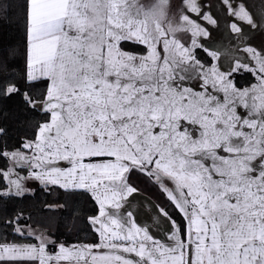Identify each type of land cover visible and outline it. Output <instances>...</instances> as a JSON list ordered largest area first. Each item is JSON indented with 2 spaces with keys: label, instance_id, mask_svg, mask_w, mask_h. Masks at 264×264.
Masks as SVG:
<instances>
[{
  "label": "snow or ice",
  "instance_id": "snow-or-ice-1",
  "mask_svg": "<svg viewBox=\"0 0 264 264\" xmlns=\"http://www.w3.org/2000/svg\"><path fill=\"white\" fill-rule=\"evenodd\" d=\"M253 2L249 10L243 0L235 7L224 0L241 41V22L264 32V0ZM166 3L16 5L23 9L26 67L21 80L3 75L10 50H0V101L18 98L23 113L42 119L33 124L29 116L32 134L19 148H0L12 163L0 168L6 185L0 196L24 195L27 180L86 192L98 205L89 226L99 242L59 244L49 254L45 249L56 242L21 227L16 217L6 225L13 241L37 243L0 236V264H264V50L246 47L250 60L243 62L225 54L223 72L211 61L206 66L195 49L215 61L221 51L198 43L207 29L188 15L183 24L165 23ZM12 6L0 4V14ZM187 9L200 15L196 0H187ZM202 19L216 24L210 15ZM180 31L191 32L189 46L176 38ZM122 42L145 46L146 54L124 51ZM245 71L258 84L237 88L233 74ZM192 80L200 81L199 91ZM238 107L247 115H238ZM133 171L154 180L181 216L177 224L154 206L170 226L168 243L138 226L128 208L123 216L115 211L138 191L129 183Z\"/></svg>",
  "mask_w": 264,
  "mask_h": 264
},
{
  "label": "trees",
  "instance_id": "trees-1",
  "mask_svg": "<svg viewBox=\"0 0 264 264\" xmlns=\"http://www.w3.org/2000/svg\"><path fill=\"white\" fill-rule=\"evenodd\" d=\"M23 0H0V4L13 6L0 14V50L9 49L8 62L11 65L3 75L21 80L26 67L27 41L25 36L23 9L16 7ZM122 47L128 50L143 51L142 45H131L123 42ZM196 54L202 62L212 63V58L201 48ZM233 80L237 87L250 86L256 79L249 72L234 73ZM29 116L34 124L41 120L40 115L23 113L19 108V99L0 101V128L4 134L0 135V148L13 151L19 148L22 140L31 137L32 130L28 126ZM9 160L0 157V168L7 169ZM129 182L138 190L153 198L177 224H182L180 214L173 207L167 195L161 188L145 174L133 171L129 175ZM5 183L0 180V191L5 189ZM98 205L90 194L83 191H69L59 186H38L33 192L22 196H0V236L13 241L11 228L6 225L10 221L21 227L30 226L49 234L56 242L64 244H96L99 242L96 234L89 226V217L97 214ZM34 238H27L13 242H31Z\"/></svg>",
  "mask_w": 264,
  "mask_h": 264
},
{
  "label": "rangeland",
  "instance_id": "rangeland-1",
  "mask_svg": "<svg viewBox=\"0 0 264 264\" xmlns=\"http://www.w3.org/2000/svg\"><path fill=\"white\" fill-rule=\"evenodd\" d=\"M157 2L158 0H137L138 5H143L145 8L151 7ZM230 2L233 5V7H235L238 3L242 2V0H230ZM243 2L245 4V7H247L249 10L254 9L253 0H243ZM196 4L200 8L199 16L197 15V13L191 12L190 10L187 9V0H167L165 6V13L167 19L165 23L167 22V20H170L173 23V25L183 24V21L181 20V16L188 15L191 20L201 24L202 27L206 28L208 35L198 36L196 37V39L198 43L202 44L204 48L209 49V51H214V50L221 51L222 53L221 60L220 61L212 60V64H215L217 67H220V71L223 72L229 67V63L224 60L225 54L229 55L231 58L232 54L234 53V58H237L243 62L246 60H250V54L244 51L246 47L255 48L258 53H261L262 50H264V32L260 31L259 29H252L250 28V26L241 22L242 32L245 33V38L242 41L240 40L238 34L233 33L231 31L230 25L232 22H234L235 18L232 15H230L229 7L227 4L224 3V0H196ZM204 15H210L214 20H216V24L211 25L207 21H204L202 19V16ZM175 35L176 38L179 39L182 43H185L186 46H189L191 39H193L190 31H180L177 32ZM130 43L131 45L134 44L133 42ZM237 47H239L240 49L239 52L235 51ZM144 48L145 49L143 51L142 50L139 51L136 49L128 50L122 47L124 51L137 55L146 54V47L144 46ZM196 50L197 48L195 49V54H196ZM158 51H160L161 56L164 55L163 51L159 47H158ZM196 58L200 60L197 54H196ZM252 63H255V61H252ZM205 65L208 66V64L206 63ZM199 83H200L199 80H192L189 82L190 86L195 87L197 91L200 90L198 87ZM255 84H258L257 80L250 86H245L240 89L250 88L252 85ZM219 95L222 96L223 94L220 93ZM247 112L248 110L244 109L243 107L237 108V114L242 117L246 116ZM11 167H12V163H11ZM16 171H19L21 176L27 175L26 170L16 169ZM152 181L155 182L154 180ZM37 182H35L34 180L25 181L23 185L26 187V189H28V191L25 192H31L35 190L38 186H44L40 182L38 183ZM131 185L136 188L134 184ZM138 193L145 195L147 197L148 202L146 201L145 203V201L139 199L138 197L140 196ZM124 203L127 205L128 210L133 212V216L135 217V222L138 226L146 227L148 230V234L151 235L154 239L159 240L161 243L169 242L167 240V237L170 235L169 224L166 223L164 220L156 217L155 215V207H158L163 211H165V209H163L153 198L138 190L136 193L129 196L127 202ZM129 204L131 205L130 208L128 207ZM119 215L123 216L122 213H120ZM150 216L152 217V219H149ZM40 234L54 241L50 235L44 232H40ZM59 244H64V243H58L57 246ZM83 244H88V243L64 244V245L68 247L71 245L80 246ZM88 245H92V244H88ZM57 246L55 250H52L53 252L58 251Z\"/></svg>",
  "mask_w": 264,
  "mask_h": 264
},
{
  "label": "crops",
  "instance_id": "crops-1",
  "mask_svg": "<svg viewBox=\"0 0 264 264\" xmlns=\"http://www.w3.org/2000/svg\"><path fill=\"white\" fill-rule=\"evenodd\" d=\"M10 162V166H9V168L11 167V161H9ZM35 182H37V181H35ZM38 183V182H37ZM24 184V183H23ZM25 189H26V187L24 186V185H22ZM34 191V190H33ZM33 191H31V192H33ZM25 193H28V192H25ZM139 194V196L140 197H138L139 199H142L143 201H145V203H146V201L148 202V200H147V197L145 196V195H143V194H141V193H138ZM125 208H127V205L124 203V206L122 207V208H120V209H115V211L118 213V214H120V213H122L123 214V212H124V210H125ZM23 228H25V229H27V230H29V231H32L35 235H37V236H40L41 234H40V232H43V231H40V230H38V229H36V228H31L30 226H26V227H23ZM45 233V232H44ZM47 234V233H46ZM49 235V234H48ZM44 236V235H43ZM54 240V239H53ZM23 243H32V244H35V243H37V241L36 240H33V241H31V242H23ZM50 245H52V244H49L48 246H47V248L45 249V251H46V253H49V254H51V253H54L51 249H50Z\"/></svg>",
  "mask_w": 264,
  "mask_h": 264
}]
</instances>
